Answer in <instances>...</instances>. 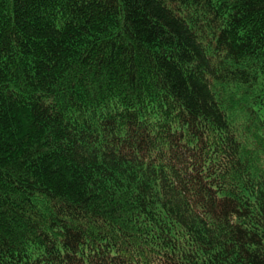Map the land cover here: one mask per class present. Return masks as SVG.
I'll list each match as a JSON object with an SVG mask.
<instances>
[{"label":"trees","instance_id":"trees-1","mask_svg":"<svg viewBox=\"0 0 264 264\" xmlns=\"http://www.w3.org/2000/svg\"><path fill=\"white\" fill-rule=\"evenodd\" d=\"M0 264H264V0H0Z\"/></svg>","mask_w":264,"mask_h":264}]
</instances>
